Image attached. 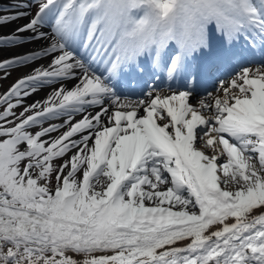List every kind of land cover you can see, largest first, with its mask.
Segmentation results:
<instances>
[{
  "label": "snow or ice",
  "instance_id": "1",
  "mask_svg": "<svg viewBox=\"0 0 264 264\" xmlns=\"http://www.w3.org/2000/svg\"><path fill=\"white\" fill-rule=\"evenodd\" d=\"M103 2L63 0L59 55L0 93V264H264V0H107L84 45L148 8L128 69L45 84Z\"/></svg>",
  "mask_w": 264,
  "mask_h": 264
},
{
  "label": "bare ground",
  "instance_id": "2",
  "mask_svg": "<svg viewBox=\"0 0 264 264\" xmlns=\"http://www.w3.org/2000/svg\"><path fill=\"white\" fill-rule=\"evenodd\" d=\"M30 11L29 5L22 0H0V48L2 57L3 55L8 56V62L14 66L18 65L20 68L11 84L19 77L33 76L32 70L34 68L39 71L41 65H48L53 53L59 55V52L54 50V47L58 45L55 35L32 25ZM73 59L75 66L71 69V75H67L65 79L60 81L46 80L44 83L53 88H59L60 84L63 83L66 89L75 90L78 82H82L81 77L96 78L89 74L84 65L74 57ZM39 84L40 81L32 79L25 87L31 86L35 89ZM46 95H50L49 87H43L38 92L34 91L32 100L36 101ZM69 109L70 107L66 108L65 111ZM67 115L65 114V119ZM74 119H79V117H74Z\"/></svg>",
  "mask_w": 264,
  "mask_h": 264
},
{
  "label": "rangeland",
  "instance_id": "3",
  "mask_svg": "<svg viewBox=\"0 0 264 264\" xmlns=\"http://www.w3.org/2000/svg\"><path fill=\"white\" fill-rule=\"evenodd\" d=\"M25 2L29 4V8L31 10L30 11V13H31V16H30L31 24H33L35 26L36 24L33 22L34 21V17H33L34 13L33 12H35V10L37 8V0H25ZM8 59H9V57L6 55H3V57H2V51L0 48V64H7V68L0 67V71L11 72V76L8 79H3L2 78L3 74L0 73V93H3L4 91H6V88L11 84V81L16 77L17 73L20 70L18 65L14 66L12 63L8 62ZM32 97L33 96L30 95L29 98L26 99L25 103L26 104L33 103L35 100H32ZM16 111H17V113H19L20 111H22V109H17Z\"/></svg>",
  "mask_w": 264,
  "mask_h": 264
},
{
  "label": "clouds",
  "instance_id": "4",
  "mask_svg": "<svg viewBox=\"0 0 264 264\" xmlns=\"http://www.w3.org/2000/svg\"><path fill=\"white\" fill-rule=\"evenodd\" d=\"M157 40H159V37H157ZM172 43H177V41H175V40H173V41H171Z\"/></svg>",
  "mask_w": 264,
  "mask_h": 264
}]
</instances>
